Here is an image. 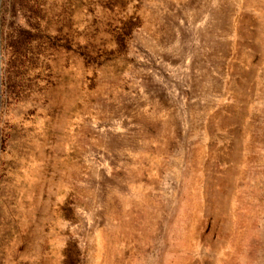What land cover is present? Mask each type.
I'll list each match as a JSON object with an SVG mask.
<instances>
[{
  "label": "rangeland",
  "instance_id": "374dc122",
  "mask_svg": "<svg viewBox=\"0 0 264 264\" xmlns=\"http://www.w3.org/2000/svg\"><path fill=\"white\" fill-rule=\"evenodd\" d=\"M0 264H264V0H0Z\"/></svg>",
  "mask_w": 264,
  "mask_h": 264
}]
</instances>
